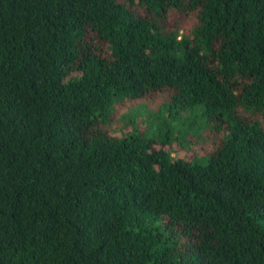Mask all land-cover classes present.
<instances>
[{
	"label": "trees",
	"instance_id": "obj_1",
	"mask_svg": "<svg viewBox=\"0 0 264 264\" xmlns=\"http://www.w3.org/2000/svg\"><path fill=\"white\" fill-rule=\"evenodd\" d=\"M0 264H264V0H0Z\"/></svg>",
	"mask_w": 264,
	"mask_h": 264
},
{
	"label": "rangeland",
	"instance_id": "obj_2",
	"mask_svg": "<svg viewBox=\"0 0 264 264\" xmlns=\"http://www.w3.org/2000/svg\"><path fill=\"white\" fill-rule=\"evenodd\" d=\"M166 100V97L164 95H158L155 97V99H152L151 101H145L146 105L148 106V108H152V109H157V107H159L161 104H163ZM116 135V134H115ZM188 139H191V137H189ZM205 145L203 148V151L205 152ZM171 156H173L174 158H186L187 156H190L192 154L193 151H189L188 149H185L184 151L179 149V146L174 143L171 145Z\"/></svg>",
	"mask_w": 264,
	"mask_h": 264
}]
</instances>
